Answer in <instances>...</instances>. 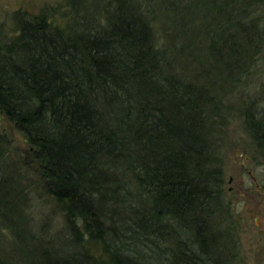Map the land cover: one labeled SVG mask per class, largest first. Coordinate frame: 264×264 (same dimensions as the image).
Instances as JSON below:
<instances>
[{
    "label": "trees",
    "instance_id": "trees-1",
    "mask_svg": "<svg viewBox=\"0 0 264 264\" xmlns=\"http://www.w3.org/2000/svg\"><path fill=\"white\" fill-rule=\"evenodd\" d=\"M134 1L96 0L90 17L74 9L65 27L45 12L28 16L16 36L0 37V111L28 139L39 189L59 204L69 235L68 248L35 241L41 258L31 263L84 264L87 240L102 243L113 264H240L212 72L241 69L257 51L264 0H169L173 20L204 23L212 53L217 29L224 40L231 59L218 52L205 75L179 70L176 38H157L162 0ZM183 34L181 55L194 54L199 36ZM251 115L247 126L263 143L264 117ZM10 153L0 136V224L21 246L27 187ZM0 264L13 263L0 253Z\"/></svg>",
    "mask_w": 264,
    "mask_h": 264
},
{
    "label": "rangeland",
    "instance_id": "rangeland-1",
    "mask_svg": "<svg viewBox=\"0 0 264 264\" xmlns=\"http://www.w3.org/2000/svg\"><path fill=\"white\" fill-rule=\"evenodd\" d=\"M73 1L75 3H72ZM95 1L0 0V37L11 39L16 36L17 23L21 19L38 16L44 12L51 23L65 27L74 20V9L80 12L79 20L90 17L96 7ZM136 1L144 3L148 0L134 2ZM160 1L154 0L158 4ZM164 1L162 0L160 4L162 9L158 11L157 20L153 22L155 33L163 42L167 41L168 36L176 38L173 43L179 53L174 56L180 61L179 70L182 68L184 72L197 74L201 72L205 75V72L212 70L210 64L217 62L218 52L222 60L231 59L227 54L228 50L224 48V40L220 37L218 29L215 32L214 54L209 46H205L206 42L208 44L213 41L205 38L204 23H191L182 18L173 20L172 13L168 11L169 0ZM73 4L79 5L78 8ZM152 4L154 5L153 2ZM257 9L258 17L263 15L261 11L264 10V4H260ZM98 10L97 17L103 18L101 9ZM75 19L78 20V15ZM84 23L86 22L81 24ZM263 29L264 23H260L258 28L260 34L264 32ZM182 32L199 36L197 39L199 48L194 54L181 55L183 45L181 37L184 35ZM173 63L175 64V59ZM240 64L243 66L242 70L233 66L230 72L221 70L212 72L215 81L221 82L216 86L219 88L217 92L222 104L221 115L216 119L218 124L214 140L224 171V199L234 234L240 244V264H264V142L258 141L247 126L248 112H251L255 119L264 117V35L260 39L257 51L246 55L244 63ZM0 136L10 150V156L20 168L23 188L27 187L24 210L20 216L22 222L19 225L29 233L27 238H23V244L20 246L18 242L12 243L15 239L12 236V229L6 222L1 223L0 253H4L9 263L32 264V260L41 258V254L33 250L36 248L35 241L42 243L46 240L47 244L50 243L49 247L54 249L68 248L66 244L69 237L68 229L59 204L39 189L38 183L42 180L40 165L34 161L33 148L28 139L1 111ZM14 220L12 218V224ZM82 249L87 257L84 264H113L109 253L100 242L86 240Z\"/></svg>",
    "mask_w": 264,
    "mask_h": 264
}]
</instances>
